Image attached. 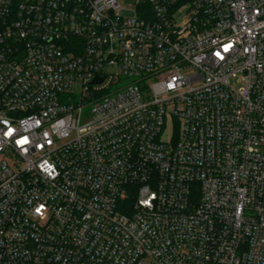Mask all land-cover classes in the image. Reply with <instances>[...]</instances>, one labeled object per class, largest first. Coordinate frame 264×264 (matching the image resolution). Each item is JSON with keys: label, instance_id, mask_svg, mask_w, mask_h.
Here are the masks:
<instances>
[{"label": "built area", "instance_id": "1", "mask_svg": "<svg viewBox=\"0 0 264 264\" xmlns=\"http://www.w3.org/2000/svg\"><path fill=\"white\" fill-rule=\"evenodd\" d=\"M0 264H264V0H0Z\"/></svg>", "mask_w": 264, "mask_h": 264}, {"label": "rangeland", "instance_id": "2", "mask_svg": "<svg viewBox=\"0 0 264 264\" xmlns=\"http://www.w3.org/2000/svg\"><path fill=\"white\" fill-rule=\"evenodd\" d=\"M146 0H119L120 6L122 8V12L124 15L133 14V10L141 3H144ZM127 80H130L127 79ZM233 83V82H232ZM89 115V107L84 108L82 117L86 119ZM172 134V121H168L164 132L162 134V139L165 141H169ZM8 159V158H7Z\"/></svg>", "mask_w": 264, "mask_h": 264}]
</instances>
